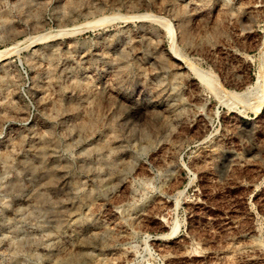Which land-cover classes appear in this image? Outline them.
<instances>
[{"label": "rangeland", "instance_id": "1", "mask_svg": "<svg viewBox=\"0 0 264 264\" xmlns=\"http://www.w3.org/2000/svg\"><path fill=\"white\" fill-rule=\"evenodd\" d=\"M0 51V264H264V0H0Z\"/></svg>", "mask_w": 264, "mask_h": 264}, {"label": "bare ground", "instance_id": "2", "mask_svg": "<svg viewBox=\"0 0 264 264\" xmlns=\"http://www.w3.org/2000/svg\"><path fill=\"white\" fill-rule=\"evenodd\" d=\"M109 19H113V17L99 18V19H97V20H94L92 23H93V24H100L101 22H103V21H105V20H109ZM168 28H169V27H168ZM171 31H172V28H171ZM171 31H170V32H171ZM172 42H173V41H172ZM172 47H173V46H172ZM2 52H3V51H0V55L2 54ZM176 55H178V53H176ZM179 55H180V54H179ZM178 57H179V56H178ZM181 61H182V60H181ZM180 63H181V62H180ZM184 63H185V62H184ZM187 66H188V65H187ZM174 74H175V73H174ZM198 75H199V77H201V78L203 77V75L200 74V73H199ZM261 78H262V77H261ZM256 82H257V81H256ZM256 85H257V84H256ZM84 124H85V123H84ZM84 126H85V125H84ZM38 148H39V147H38ZM37 150H38V149H37ZM40 151H41V150H40ZM34 155H35V154H34ZM37 155H40V154L38 153ZM42 156H43V155H42ZM17 179H18V178H17ZM44 192H45V191H44ZM36 194H37V193H36ZM38 194H39V193H38ZM39 195H40V194H39ZM39 195H37V196H38V201L41 199V197H39ZM46 195H47V194H46ZM46 197H48V196H46ZM41 200H43V199H41ZM41 200H40V202H42ZM70 221H71V219H70ZM68 223H69V222H68ZM75 223H76V222H75ZM79 223H80V222H79ZM69 224H70V223H69ZM75 225H76V224H75ZM75 225H74V226H75ZM77 225H78V227L80 226L79 224H77ZM94 226H95V225H94ZM70 227H71V226H70ZM76 227H77V226H76ZM95 227H96V226H95ZM62 229H63V228H62ZM62 229H61V230H62ZM65 229H66V228H65ZM76 229H77V228H76ZM57 231H58V230H57ZM74 237H75V236H74ZM74 239H75V238H73V241H74ZM76 239L78 240V238H76ZM71 240H72V238H71ZM73 241H72V242H73ZM72 242H71V243H72ZM73 243H74V242H73ZM75 243H76V242H75ZM78 243H79V242H78ZM72 245H73V244H72ZM78 245H79V244H78Z\"/></svg>", "mask_w": 264, "mask_h": 264}]
</instances>
